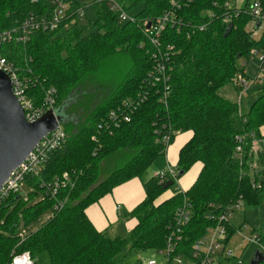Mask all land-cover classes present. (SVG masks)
Segmentation results:
<instances>
[{
    "label": "trees",
    "instance_id": "1",
    "mask_svg": "<svg viewBox=\"0 0 264 264\" xmlns=\"http://www.w3.org/2000/svg\"><path fill=\"white\" fill-rule=\"evenodd\" d=\"M51 1L0 0V32L28 17L48 14ZM118 1L135 17L134 22L119 21L105 3L96 0H67V17L58 29L35 32L24 45L3 48L22 73L29 69L42 86L56 89L54 111L61 117L67 142L52 154L39 177L27 180L38 202L33 197L26 201L11 197L0 207V264L24 252L35 264L42 254L48 264H122L131 251H159L167 246L175 231V212L184 201L191 208V219L180 231L177 253H186L213 225V215L238 198L244 210L259 208L264 216V150L252 149L248 140L241 165L234 158L237 136L263 137L264 86L254 90L246 114L219 93L233 84L235 74L243 71L241 63L248 62L252 53L264 54V34L255 37L247 30L250 17L241 14L232 16L231 32L224 37L228 25L224 19L231 13L225 6L228 0ZM88 3L95 21L70 26ZM170 11L181 19L180 29L167 25L157 49L147 38V25ZM200 25L206 27L199 31ZM157 65L164 66L168 82L158 79ZM38 85L36 103L42 100ZM164 86L168 88L165 103L160 100ZM111 112H116L117 120L110 118ZM185 132L191 138L179 152L177 175L200 163L193 185L184 192L174 190L170 198L156 204L176 183L163 189L168 180L157 174L143 183L144 200L125 216L136 221L130 231H97L87 218V208L115 188L140 179L174 137ZM113 156L127 161L100 180L102 163ZM64 173L70 182L56 199L65 204L54 211L55 201L45 196L41 183ZM46 212L51 215L38 229L18 235L20 225L28 227ZM234 228L228 229L229 237ZM232 259L217 264H233Z\"/></svg>",
    "mask_w": 264,
    "mask_h": 264
},
{
    "label": "built area",
    "instance_id": "2",
    "mask_svg": "<svg viewBox=\"0 0 264 264\" xmlns=\"http://www.w3.org/2000/svg\"><path fill=\"white\" fill-rule=\"evenodd\" d=\"M98 3H105L116 18L121 22H134L135 17L129 15L118 0H96ZM226 8L231 10L227 12L224 22L229 24L232 21V16L235 18L241 14L250 17V23L247 30L255 33L264 28V3L260 0H228L225 3ZM69 4L65 0H52L51 10L48 14L28 17L27 20L20 23L19 26L0 32V71L3 72L10 80L13 96L23 109L24 118L27 123H34L39 120L47 111H54L56 103V89L53 87H44L39 80L31 74L27 69L24 73L3 54V48L10 44L24 45L35 32H53L58 29L61 22L67 17ZM83 9L78 10V16L81 15ZM257 21L260 25L256 28ZM167 25L177 26L180 29L181 19L174 12H165L158 16L155 20L149 23V28H146V35L152 46L159 48L162 40L163 30ZM206 26L200 25L197 28L202 31ZM264 34V32L262 33ZM173 51L172 47L168 48V52ZM168 56V54H167ZM258 56L260 65L253 78H249L246 72H237L233 78L234 86L238 87L239 93L251 89L253 86L260 84L264 76V54L252 53L249 60ZM247 62L241 63L242 67L246 66ZM155 73L159 74L158 79L164 83L168 82L169 77L165 73V68L162 65H157ZM42 90V100H38L37 88ZM161 91L160 100L164 103L168 95V88ZM110 118L117 120L116 112H111ZM124 121H128V117H123ZM262 138H258L255 134L243 133L237 136V145L234 151V158L238 162L243 161L244 146L247 141H250L252 149H262L264 142V133ZM167 141L168 137H164L163 141ZM67 142V135L62 128L58 126L53 132L41 139L34 147L31 153L27 156L24 162L17 167L5 181L0 189V207L11 197L20 198L23 193L22 187L27 186V180L33 177H39L44 167L49 161L52 154L62 149ZM253 168V166H252ZM177 172L167 167L164 171L158 173V177L162 180H176ZM70 182L68 174L64 173L61 177L50 182H42L41 187L45 191V196L55 201L53 210L58 211L63 208L65 200L56 199L60 191L65 188ZM183 192V191H182ZM244 210V204L241 198L232 201L221 207L216 215H213L212 226L206 228L205 233L194 241L186 253H177L178 245L180 244V231H184L191 219V208L184 201L175 212V231L168 238V244L164 249L158 252L165 258V264H217L223 258H233L234 251L229 247L231 238L236 234L243 241L253 244L256 252L260 253L262 260L259 264H264V227L256 231H251V237L246 239L241 234V228H234V234L228 236V229L234 227L231 224V218L235 212ZM264 220V216L262 218ZM243 228L248 227L244 224ZM251 230V229H250ZM254 256V254H253ZM252 256V259H253ZM8 264H35L29 253H20L12 256ZM144 264H157L155 259H147Z\"/></svg>",
    "mask_w": 264,
    "mask_h": 264
},
{
    "label": "rangeland",
    "instance_id": "3",
    "mask_svg": "<svg viewBox=\"0 0 264 264\" xmlns=\"http://www.w3.org/2000/svg\"><path fill=\"white\" fill-rule=\"evenodd\" d=\"M67 1V0H66ZM89 4V3H88ZM141 6L137 7L133 11H131L132 14H135ZM44 12V11H43ZM95 21V14L91 7V5H87L83 8L81 15H79L76 18V21H73L70 26L77 23L81 26L89 25ZM264 32V28H260L256 33L255 37H259ZM260 65V61L258 56H255L252 58V60H249L246 64V66L243 68V71L246 72V75L249 78H253L256 74L258 67ZM263 80L260 84L255 85L252 87L251 90L244 91L242 93H239L234 88L233 84H228L224 88H222L219 93L224 98L237 103L240 113L246 114L248 108L252 104L253 98H254V90L258 88L259 86H264V76L262 77ZM261 135L264 133V126L260 128ZM262 148L264 149V142L262 143ZM63 150V149H62ZM114 158L106 159L102 163L101 170L99 172V179H103L107 176L109 172L112 170L122 166L126 161L127 157H119V156H113ZM119 157V158H117ZM158 159V158H157ZM154 165V164H153ZM150 166L147 171L145 172L144 176L148 175L154 167ZM175 171L176 169L173 168ZM177 172V171H176ZM147 181V180H146ZM177 183H175V186ZM174 186V187H175ZM173 187V188H174ZM23 193L21 194L20 198L22 197L25 201L31 200L32 197L34 202L39 201V197L36 195V193L31 192L32 189L28 186L22 187ZM32 193V194H30ZM51 215L50 212H46L43 214L39 219L34 221L31 225L28 227H24L20 225L18 230V235H27L29 232L35 231L39 228L41 223L45 221L49 216ZM231 224L235 228H241V234L246 238L249 239L251 237V230L252 228H263L264 227V220L262 219V216L260 214L259 208H253V209H246V210H240L234 213V215L231 218ZM246 225L248 228H243V225ZM123 227L121 226V230ZM123 234V231L122 233ZM229 247L234 251V257L232 259L233 264L243 263L248 264L252 260V256L254 254V251L256 250L255 246L253 244H249L246 241H243V239L240 236H237L236 234L231 238L229 242ZM155 259L157 261V264H165V258L162 255H159L157 251L150 250L145 252H136L131 251L129 252L128 256L125 258L122 264H144L147 259ZM37 264H48V259L46 255L42 254L39 255L36 259Z\"/></svg>",
    "mask_w": 264,
    "mask_h": 264
},
{
    "label": "crops",
    "instance_id": "4",
    "mask_svg": "<svg viewBox=\"0 0 264 264\" xmlns=\"http://www.w3.org/2000/svg\"><path fill=\"white\" fill-rule=\"evenodd\" d=\"M190 138V132L177 134L167 146L164 154L153 162L155 167L147 176H144V173L140 179L126 182L101 198L97 203L89 206L86 210V215L93 227L99 232L108 231L111 234L130 231L136 225V221L134 219H125V216L144 200L143 183L164 171L167 167H170L173 171H175L173 169L175 168L177 171L179 152ZM201 167L200 163L194 164L187 173L176 181L177 185L173 189L165 191L156 200V204L170 198L174 190L183 192L188 190L197 179ZM121 226L124 230H121Z\"/></svg>",
    "mask_w": 264,
    "mask_h": 264
},
{
    "label": "water",
    "instance_id": "5",
    "mask_svg": "<svg viewBox=\"0 0 264 264\" xmlns=\"http://www.w3.org/2000/svg\"><path fill=\"white\" fill-rule=\"evenodd\" d=\"M260 25L257 21L256 28ZM149 28V24L147 25ZM232 29L227 25L224 37ZM62 125L57 111H47L34 123H27L22 107L13 96L9 78L0 71V189L11 173L19 167L41 139ZM182 172L177 176L181 177ZM168 180L163 189L173 185ZM262 260L260 253H256L251 264H259Z\"/></svg>",
    "mask_w": 264,
    "mask_h": 264
}]
</instances>
